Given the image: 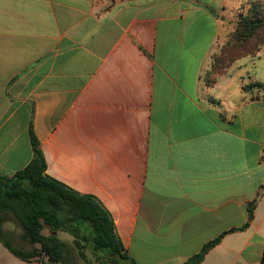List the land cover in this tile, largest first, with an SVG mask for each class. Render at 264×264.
Segmentation results:
<instances>
[{
	"label": "crops",
	"instance_id": "crops-1",
	"mask_svg": "<svg viewBox=\"0 0 264 264\" xmlns=\"http://www.w3.org/2000/svg\"><path fill=\"white\" fill-rule=\"evenodd\" d=\"M244 1L0 0V176L30 164L32 129L46 174L97 198L136 264L219 238L199 264H260L264 95L246 86L264 77L238 60L204 80ZM0 264L44 263L0 242Z\"/></svg>",
	"mask_w": 264,
	"mask_h": 264
},
{
	"label": "trees",
	"instance_id": "trees-1",
	"mask_svg": "<svg viewBox=\"0 0 264 264\" xmlns=\"http://www.w3.org/2000/svg\"><path fill=\"white\" fill-rule=\"evenodd\" d=\"M252 4L256 8L257 1ZM263 27L262 12L259 15L251 10L241 16L233 34L234 43L227 45L232 51L222 50L216 58L204 76L207 85L216 83L238 59L255 56L264 48V36H258ZM253 39L257 42L250 46ZM255 86L262 84L256 82ZM30 138L34 150L30 164L12 176H0V242L13 255L26 261L46 255L50 264H82L79 258H83L85 264H125L126 261L136 264L117 235L111 213L94 196L78 193L48 176L45 156L32 129ZM257 201L248 206L249 222L254 217ZM10 221L20 226V239L30 244L31 249L17 245L13 231L4 228ZM45 228L50 232L48 235L43 234ZM58 232L71 236L72 243L61 239ZM219 240L207 243L185 264L202 262ZM87 252L94 255V261L87 258ZM260 264H264V252Z\"/></svg>",
	"mask_w": 264,
	"mask_h": 264
},
{
	"label": "rangeland",
	"instance_id": "rangeland-1",
	"mask_svg": "<svg viewBox=\"0 0 264 264\" xmlns=\"http://www.w3.org/2000/svg\"><path fill=\"white\" fill-rule=\"evenodd\" d=\"M252 1H254V0H246L243 3H239V6L237 5L236 7L226 9V12L224 13V15H225V30L223 32V35L220 38L219 45H218V51L215 54V56L213 57V60L211 62V67H212L214 61L216 60V58L220 54H222V50L227 49L228 51H232V48H227V45L229 44L228 46H231L234 43V42H232V39L234 37L233 34H234L235 30L237 29V26L239 24V20H240L242 15L247 14V12L251 13V10H252V12H254V10H256L259 13V15L262 12L263 17H264V0H256L257 5L259 3L258 6L256 5V8H254L255 5L252 4ZM258 36H264V27L261 29ZM256 42H257L256 39L251 40L249 42L251 44L250 46H252V44H254ZM262 56H264V52H263ZM243 58H245V59H243ZM243 58L238 59V60H240L239 63H236L234 69H232L231 72H236L238 70L237 67L238 66L240 67L242 65L244 69H247L249 71L248 75L251 76V79H253L254 76H263L264 77V58H263V61H261V62H259V61H256V62L253 61L252 62L251 61L252 59L249 56H246ZM211 67H210V69H211ZM248 75L247 74L245 75L247 81H248V77H249ZM255 83H251L250 85L246 86L247 92L249 91L248 90L249 88L255 87L258 89V91L261 95H264V93H263L264 87L263 86H260V87L255 86ZM14 231H15V234L18 236L21 233V228L17 225V227L14 228ZM47 233L49 234L50 232L47 231ZM68 242L72 243L71 238L68 239ZM16 243H17V245H21V246L25 247V249H27V250L32 248V246L30 244L23 242L19 236L16 237ZM87 258L91 261L95 260L94 255H92L90 252H87ZM40 259H41V257H40ZM79 261L82 264H85V262H86V261H84L83 258H79Z\"/></svg>",
	"mask_w": 264,
	"mask_h": 264
},
{
	"label": "built area",
	"instance_id": "built-area-1",
	"mask_svg": "<svg viewBox=\"0 0 264 264\" xmlns=\"http://www.w3.org/2000/svg\"><path fill=\"white\" fill-rule=\"evenodd\" d=\"M36 260H39V261H41L42 263H46V264H50V262H49V258H48V256H46V255H44L43 257H41V259L39 258V259H36Z\"/></svg>",
	"mask_w": 264,
	"mask_h": 264
}]
</instances>
